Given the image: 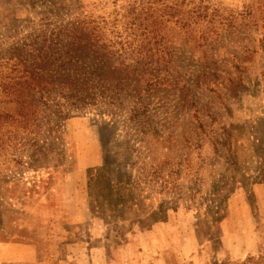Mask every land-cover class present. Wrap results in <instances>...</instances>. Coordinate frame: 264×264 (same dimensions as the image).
I'll use <instances>...</instances> for the list:
<instances>
[{
    "label": "rangeland",
    "instance_id": "374dc122",
    "mask_svg": "<svg viewBox=\"0 0 264 264\" xmlns=\"http://www.w3.org/2000/svg\"><path fill=\"white\" fill-rule=\"evenodd\" d=\"M76 29L102 36L104 71L127 78L94 103L59 90L28 106L40 95L19 82L70 66ZM251 256H264V0H0V264Z\"/></svg>",
    "mask_w": 264,
    "mask_h": 264
},
{
    "label": "trees",
    "instance_id": "16d2710c",
    "mask_svg": "<svg viewBox=\"0 0 264 264\" xmlns=\"http://www.w3.org/2000/svg\"><path fill=\"white\" fill-rule=\"evenodd\" d=\"M66 39L67 43L63 48H67V51L62 54L65 55L70 66L64 67L62 65L56 69H54V66L44 67L52 72L49 78L42 77V74L38 73V69H36L30 72L31 82H19L21 90L26 91L29 95H32L34 91L40 95L34 102L32 100L29 102L27 98L25 103L28 106L35 107V109L39 108L46 97L59 90L60 94L66 99L74 97L86 104L94 103L99 97L109 94V91H115L114 88L117 87L113 83L115 75L120 84L127 78L120 71L116 73H109L108 70L104 71V69L111 67L108 64L111 53L103 50L105 45L101 44L102 36L80 33L76 29ZM54 41H57L55 45L62 42L60 38ZM126 44L122 42L123 49L126 48ZM59 50L61 49L57 48L56 51L60 53ZM118 57L120 58V56ZM55 74L62 75L59 76V79H62L61 82L52 81ZM25 77L23 75L21 78L24 79ZM242 264H264V256L258 258L248 257Z\"/></svg>",
    "mask_w": 264,
    "mask_h": 264
}]
</instances>
